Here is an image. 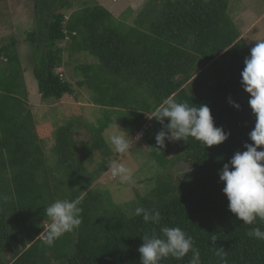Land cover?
<instances>
[{"label":"trees","instance_id":"trees-1","mask_svg":"<svg viewBox=\"0 0 264 264\" xmlns=\"http://www.w3.org/2000/svg\"><path fill=\"white\" fill-rule=\"evenodd\" d=\"M161 1L160 19L145 9L130 26L127 16L116 18L97 0H34L35 28L25 40L31 46L42 101L61 103L65 96H75L72 84L56 73L67 51L84 62L78 86L89 88L94 105L111 108L120 127L137 136L150 121L144 140H151L155 156L160 149L152 133L161 131L162 125L147 117H153L166 100L209 106L215 125L231 135L209 148L191 137L177 141L181 155L163 160L173 165L187 159L194 172L180 189L164 185L157 195L140 199V207L158 210L162 216L159 224L145 223L142 215L133 213L136 207L128 212V205L126 209L115 205L107 191L104 198L93 188L109 164L104 160L92 170L84 165L72 134L82 126L79 121L68 119L60 126L53 136V156H47L35 129L39 119L36 124L28 105L17 42L11 40L0 47V59H7L0 67V264H141L142 236L162 235L163 226L180 227L190 235L202 264H264V240L247 235L254 227L264 230V221L248 225L239 220L228 208L219 177L223 165L237 151H245L246 143H253L249 133L256 117L241 83L250 47L240 40L239 25L229 16L230 0ZM76 6L79 9L67 16L65 12ZM126 12L131 16L132 10ZM68 40L64 50L62 44ZM84 53L95 58L94 63ZM221 58L227 66L219 62ZM111 123L107 118L96 130L87 126L98 138L84 142L81 150L92 156L88 149L103 148L102 135ZM166 145L164 152L170 154L172 147ZM58 166L66 180L61 178L56 187L69 186L68 197H61L63 190L47 178ZM40 171L46 172L44 183ZM63 198L80 200L82 224L49 246L41 239L51 224L45 208ZM9 254L13 262L7 260ZM191 257L189 252L183 259L168 257L160 264H189Z\"/></svg>","mask_w":264,"mask_h":264},{"label":"rangeland","instance_id":"rangeland-1","mask_svg":"<svg viewBox=\"0 0 264 264\" xmlns=\"http://www.w3.org/2000/svg\"><path fill=\"white\" fill-rule=\"evenodd\" d=\"M97 1H100L105 8H109L111 11L115 8L116 10L114 13H117V16H127L125 21H127L129 25H135L137 19L136 16L138 14L140 15L145 9L148 11V14L150 13L154 15V19L157 17L160 19L161 17L158 13L164 9L161 0ZM239 1L240 4L234 9L235 12H242L246 7L248 8L246 14H248L249 17L239 15L233 16L232 19L238 23L241 30L242 37L240 40L242 39L246 42L251 50L255 45L256 40L264 39V0ZM34 3V0H0V47L4 44L11 43V40L13 39L17 42L15 49L18 51L24 70V80L27 86L29 102L28 105L30 110L35 114L36 124L39 119L40 123L35 127L36 133L43 142L45 153L49 156L50 154L52 155L51 152L55 144L53 136L60 126L64 125L66 120L76 119L77 122L79 121L82 125L79 129L72 132L73 138L76 140L79 149H82L84 142H92L94 141V138L95 140L98 138V134L95 136V133L91 128L90 131L88 130V133L91 134L87 133L85 128L86 125L90 124V126L95 127L96 130L100 127V123L106 121L107 118L112 120L114 124L119 123V120L118 118L111 116V108L97 107L93 104L92 93L87 86L84 88L78 86L77 83L84 78L82 75V69H79L84 62L80 61V58L82 57H78L76 54L67 51H64L62 56L64 65L57 69L56 73L59 75L62 74L64 76L63 79L72 84L76 94L75 96H65L61 103H45L42 101L41 96L39 95L38 82L34 76L32 64L29 61L32 51L31 46L25 40L27 32L35 28ZM78 9L79 6H76L72 11L65 13L69 16L72 12ZM127 10H132L134 15L129 16L126 12ZM69 42L70 41L68 40L62 44L63 49L67 47ZM82 55H86L89 58V62L94 63L95 58L86 53ZM219 62L223 66H227V60L225 58H221ZM207 73L208 72L206 71V74ZM206 79H208L207 76L202 78L203 81ZM213 83L214 81L212 80L211 84ZM150 117L152 116H148L147 118L150 119ZM112 125L106 129L102 135L105 140L103 148H99L97 151H94L93 148L88 149V153L94 156V158L87 155L86 151L81 150L79 152L80 157H88V160H85L86 162L84 165L89 170L102 164L104 160L108 162L109 169L113 160H116L118 163H123L125 167L131 169V178L128 180H123L120 177L114 178L110 172L108 175L105 174L106 177L102 176L99 178L94 183L93 188L99 190V194H102V197H108L105 192L107 191L115 205L123 206L125 209L128 205L129 208L126 211L130 212L133 207L137 208L141 206L139 204L141 198L148 195L150 196V194L157 195L160 188L162 189L164 185L170 184L179 189L182 186H185L189 175L194 172L192 164L187 161V159L177 161L178 163L175 162L173 165L172 163H166L165 160H163L165 157L168 161L173 160L175 157L181 155L179 142L166 141L165 143L172 147L170 154H167L164 152V149H161L160 153L155 156L153 153L154 147H152L149 142L151 140H133L134 143L131 144L128 152L124 155H118L112 150L106 141L107 134L110 131H113ZM156 133L158 132L152 133L154 139ZM129 134L133 138L136 137L131 133ZM164 154L167 155L165 156ZM49 161L53 164L55 159L53 158ZM45 175L46 172L40 171V180L42 183L46 181ZM47 178L48 180L52 179L53 187H56L61 178L63 181L66 180L62 168L59 166L57 167L55 175H50ZM56 188L63 190L64 193L61 197H68L70 192L69 186L59 185ZM172 196H176V192ZM133 213H135V211ZM7 260L9 262L14 261L12 254L8 255Z\"/></svg>","mask_w":264,"mask_h":264},{"label":"clouds","instance_id":"clouds-1","mask_svg":"<svg viewBox=\"0 0 264 264\" xmlns=\"http://www.w3.org/2000/svg\"><path fill=\"white\" fill-rule=\"evenodd\" d=\"M0 60V64L7 63L6 58ZM244 64L241 83L244 90L250 94L249 105L256 117L255 127L249 133L253 143H246L245 151H237L231 160L223 165L219 177L224 184L222 191L229 201V210L243 223L251 225L257 219L264 221V39L256 40ZM60 77L64 78L62 74ZM229 103L236 109L241 107L231 99ZM152 118L162 125L161 131L155 136L156 149L160 150L166 148V141L185 142L189 137L209 148L224 143L231 135L230 132H225L222 127L215 125L211 109L205 104L196 107L186 102L166 100L162 107L156 109L150 120ZM148 125L150 126V121L133 138L115 123L112 125L113 131L107 134L106 141L116 154L124 155L130 149L133 140L146 138L145 131ZM110 169L113 177H120L123 180L131 178V169L125 167L123 163L113 160ZM79 205L78 199H58L45 208L51 224L46 225L47 237L42 236L41 239L47 245H53L64 234L79 228L83 219V209ZM135 215H142L145 223L159 224L162 219L160 211H149L143 207H137ZM160 233L162 235L153 233L142 236L143 244L138 249L141 264H160L168 257L180 260L189 252L192 253L189 264H202L199 249L195 247L193 238L183 229L163 226ZM247 235L250 238L264 240V230L260 227L250 229ZM216 239L215 236L212 237L214 244ZM216 255L223 259L221 252L218 251Z\"/></svg>","mask_w":264,"mask_h":264},{"label":"crops","instance_id":"crops-1","mask_svg":"<svg viewBox=\"0 0 264 264\" xmlns=\"http://www.w3.org/2000/svg\"><path fill=\"white\" fill-rule=\"evenodd\" d=\"M206 1H207V0H206ZM238 4H240V1H239V0H230V2L228 3V6H229V11H228V13H229V16H230L231 18H232L233 16H239V15H240V16H241V15H242V16H248V14H246L248 8H246V7H245V9H244L242 12H235L234 9L237 8L236 6H237ZM241 4H242V3H241ZM107 9H108V10H109V11H110V12H111L116 18H120V17H121V15L117 16V13H114L115 10H116L115 8L113 9V11H111L109 8H107ZM133 10H134V9H133ZM134 11H136V10H134ZM162 13H163V10H162L161 12H159L158 14H162ZM135 14H136V12H135ZM132 15H134V12H133V13L131 12V16H132ZM138 16H139V15H137L136 17H138ZM248 17H249V16H248ZM126 23L129 24L127 21H126ZM130 26H133V25L130 24ZM92 105H93V104H92ZM93 106H94V105H93ZM95 106H96V105H95ZM97 107H99V106H97ZM112 124H114V123L112 122L111 125H112ZM118 124H119V123H118ZM111 125H109V127H110ZM87 126H90V124L85 126V128H86V130H87V133H88L89 128H88ZM119 126H120V125H119ZM109 127H108V128H109ZM108 128H107V129H108ZM88 134H91V133H88ZM75 139H76V136H75ZM75 141H76V140H75ZM76 143H77V142H76ZM133 143H134V141H132L131 144H133ZM77 145H78V144H77ZM79 151H81V149H80ZM81 160H84V161L86 160V161H87V160H88V157H87V156H82V157H81ZM119 160H120V159H119ZM119 160H118V161H119ZM86 161H85V162H86ZM85 162H84V163H85ZM109 172L111 173V169H109V171H108L106 174L108 175ZM104 176H105V174L103 175V177H104ZM105 177H106V176H105ZM53 190L56 191L55 189H53Z\"/></svg>","mask_w":264,"mask_h":264},{"label":"built area","instance_id":"built-area-1","mask_svg":"<svg viewBox=\"0 0 264 264\" xmlns=\"http://www.w3.org/2000/svg\"><path fill=\"white\" fill-rule=\"evenodd\" d=\"M142 136H143V134H142ZM142 136H141V137H142ZM114 178H115V177H114ZM47 229H48V228H47Z\"/></svg>","mask_w":264,"mask_h":264}]
</instances>
